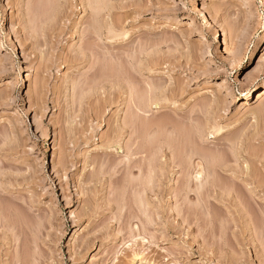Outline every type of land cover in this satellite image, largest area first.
Wrapping results in <instances>:
<instances>
[{
	"label": "rangeland",
	"instance_id": "rangeland-1",
	"mask_svg": "<svg viewBox=\"0 0 264 264\" xmlns=\"http://www.w3.org/2000/svg\"><path fill=\"white\" fill-rule=\"evenodd\" d=\"M33 1L0 0V264H21L15 259L22 239L28 264H264V98L257 100L264 46L256 50L264 38V0H109L111 21L129 32L114 51L139 86L135 100L152 81L165 86L168 106L153 104L148 114L149 123L164 119L167 126L148 124L150 132L140 118L136 127L112 131L130 103L124 82L118 81L121 93L106 90L104 100L80 104L97 78L92 54L108 50L105 41L82 33L91 10L80 0ZM52 1L59 2L53 17ZM82 45L93 48L86 62ZM176 118L192 136L197 122L206 124L202 152L211 162L223 160L225 169L213 174L219 186L196 191L195 172L188 171L200 159L186 166L192 136L171 132ZM110 137L118 149L104 148ZM62 154L72 159L64 155L67 169L59 166ZM100 167L106 177L92 181ZM13 207L26 216L25 238L17 213L7 212Z\"/></svg>",
	"mask_w": 264,
	"mask_h": 264
},
{
	"label": "bare ground",
	"instance_id": "bare-ground-1",
	"mask_svg": "<svg viewBox=\"0 0 264 264\" xmlns=\"http://www.w3.org/2000/svg\"><path fill=\"white\" fill-rule=\"evenodd\" d=\"M53 1H55V0H53ZM53 1L52 2H50V3H53ZM59 2L61 1V0H58ZM70 1V0H69ZM80 1H82V3H83V5H84V9L87 11V10H91L90 12V14H91V20L89 21V27L85 30V31H83L82 33H83V35H84V37H86V35H88L89 36V38L91 37H94V41H98V42H101V41H105L104 42V44L106 45V46H108L107 48H108V50L107 51H105L103 54L100 52H98V53H96L95 52V54L93 55L92 54V56H95L96 54L98 55V58L100 57H102V59H96V60H99V62H97L96 60H95V58L97 57V55L94 57V61L92 60L91 62H93V63H91L92 64V66H91V69H92V71H94L93 72V75H91V76H94V78L95 77H97V78H95L94 79V84L96 85H94V86H90L89 88V92L88 91H86V90H83V92L85 91V93H83L82 92V90H81V92H82V94H83V98H82V100H81V102H80V104L82 105V104H84L83 102L85 101L86 102V99H87V104H91V101L96 97V98H98V96H99V98H102L103 97V95H102V93L104 94V92L106 91V90H108L107 92H111V94L113 95V93L115 92V90L117 91V90H119L118 92H122L123 91V86H122V88H120V87H118V86H120V83L118 82V81H121V84L123 85V83L122 82H124L125 84H126V91H129V96H130V103H129V105L127 104V106H128V110H127V112H126V114H125V117H124V119H123V121L122 122H120V124H119V122H118V124H117V126H116V124H115V130H114V128L112 129V131H117V130H120L121 132H123L125 129H126V127H128L129 125H134V123L133 122H136V124L138 123V121H139V118H140V120L141 121H139L140 123H142L143 125H141L140 127L142 128V126L144 127V128H146L147 127V125L148 124H150V125H148V126H153V125H155V124H157L159 127H160V124H164L165 125V123L166 122H168V121H165L164 119H163V121L162 120H158V122H155L153 119V123H149V121L151 120V117H150V115L148 114V113H150V111L152 110V106H153V104H159V106H161V108H165V107H167L168 106V102H166V101H169V100H167V98H165L164 96V94H163V92H164V88H165V86L163 87L162 86V84L161 85H158L157 83H156V81H152L151 83H147L148 85H145V86H147L145 89L144 88H142V92H138L139 91V88H138V97H139V99L138 98H136V99H138V101H136L135 100V97L137 96V95H135L136 93L134 92L135 91V89L137 88V87H139V86H136V88H135V86H134V82H136V81H132L131 79H130V77H132L131 75L132 74H128L129 72H132V71H127L128 69H126L125 68V64H126V62H125V64H123L124 63V61L121 63V64H123V65H121V64H119L118 65V63L116 62L117 61V58H116V54H115V48H116V46H117V43L119 42V41H126V40H128L127 38L129 37V32H127V31H124V26H123V28H122V30L123 31H120V32H118L119 30H117L116 28V23L114 24L113 23V21H111V17H113V16H111V14H112V12H113V7H115L114 5H112V2L113 1H110L109 2V0H80ZM32 2H34L33 0H32ZM43 2V1H42ZM44 2H45V0H44ZM58 2V3H59ZM67 2H68V0H67ZM66 2V3H67ZM47 3V2H46ZM56 3V2H55ZM55 3H53V5H55L56 7H54L53 9H49V11H51L52 13H50V14H52L51 16L53 17V15H55L56 14V11H57V4H55ZM68 3H71V2H68ZM67 3V4H68ZM34 4H35V2H34ZM40 4V3H39ZM43 4V3H42ZM49 4V3H48ZM81 4V3H80ZM114 4V3H113ZM31 5H33V3L31 4ZM41 5V4H40ZM39 5V6H40ZM52 4H50V7H52L51 6ZM65 5V4H64ZM70 5V4H69ZM68 5V6H69ZM37 5H34L33 6V8L34 7H36ZM49 6V5H48ZM58 6H59V4H58ZM43 7V6H42ZM65 7V6H64ZM66 7H67V5H66ZM70 7V6H69ZM32 8V10H31V12H33V10L35 9V10H37L36 8H34L33 9ZM39 9V8H38ZM67 9V8H66ZM39 11V10H38ZM37 11V12H38ZM41 11H42V9H41ZM48 11V12H49ZM30 12V13H31ZM35 12L36 11H34V14H35ZM39 13V12H38ZM41 13H44V12H41ZM47 13V12H46ZM61 13V12H60ZM48 14V18H49V13H47ZM114 14V13H113ZM33 15V14H32ZM39 15H43V14H39ZM37 16V15H36ZM51 16H50V18H51ZM34 18H36V17H34ZM47 18V19H48ZM60 19V18H59ZM57 20H58V18H57ZM36 21H37V19H36ZM32 22H33V20H32ZM43 22V21H42ZM115 22V21H114ZM34 23V22H33ZM44 23V22H43ZM36 24V23H35ZM78 24V23H77ZM84 24V23H83ZM79 25V24H78ZM43 25H41V27H42ZM34 27H35V25H34ZM77 27V26H76ZM36 28V27H35ZM34 28V29H35ZM36 31H37V29H36ZM82 35V34H81ZM93 41V40H92ZM88 42V41H87ZM91 42V41H90ZM98 42H96L97 44H98ZM264 38H263V41L262 42H259L258 43V45H257V49L256 50H261L262 49V47L264 46ZM86 44V43H85ZM99 45V44H98ZM85 45H82V47H81V52H80V54H82V56H80L83 60H84V62H86L87 61V50L88 49H90V50H92L93 48L92 47H88L87 49H86V46L84 47ZM90 46V45H89ZM92 46L94 47V45H93V43H92ZM97 46V45H96ZM93 52V51H92ZM94 53V52H93ZM79 57V56H78ZM80 58V59H81ZM79 59V58H78ZM81 61V60H80ZM122 61V60H121ZM90 62V61H89ZM119 63H120V61H118ZM130 62V61H129ZM138 62H140V63H137V64H141L142 62L141 61H138ZM83 62H81L80 64H82ZM131 64L133 65V62H131ZM84 65V64H83ZM131 65V66H132ZM80 66V65H79ZM90 67V66H89ZM133 67V66H132ZM131 67V68H132ZM136 67V66H135ZM138 67V72L140 73V74H142L143 73V68H141L140 66H137ZM136 67V68H137ZM140 67V68H139ZM129 68V67H128ZM145 68H146V66H145ZM130 69V68H129ZM133 69V68H132ZM148 69V68H147ZM153 69H154V67H153ZM155 70V69H154ZM153 70V71H154ZM89 71H90V69L88 68V73H89ZM146 71V70H145ZM86 72V73H87ZM92 73V72H91ZM128 75H129V77H128ZM134 75V74H133ZM92 78V77H91ZM129 78V79H128ZM133 78V77H132ZM134 78H136V76L134 77ZM88 79V78H87ZM90 80V79H89ZM88 80V81H89ZM96 80H98L97 81V83H95V81ZM76 81V80H75ZM73 82V83H75L76 84V82ZM88 81H86V83H89ZM92 81H93V79H92ZM67 82V81H66ZM91 82V81H90ZM79 83V82H78ZM85 83V84H86ZM139 83V82H138ZM223 83H227V80H224V82ZM71 84V83H70ZM75 84H73V86L75 85ZM91 84H92V82H91ZM90 84V85H91ZM88 85V84H87ZM86 85V86H87ZM109 85V88L108 89H106L107 88V86ZM77 86V85H76ZM79 86L81 87V84H79ZM78 86V87H79ZM85 86V85H84ZM83 86V87H84ZM75 87V86H74ZM118 87V88H117ZM65 89V88H64ZM72 89H74V88H72ZM82 89V88H81ZM87 89V88H86ZM77 90H80V89H77ZM120 90H122V91H120ZM75 91V90H74ZM78 92V91H77ZM66 93V92H65ZM76 92H74V94H75ZM79 93H80V91H79ZM124 93V92H123ZM160 94H163V95H160ZM75 95H77V94H75ZM80 95V97H81V94H79ZM100 95L102 96V97H100ZM110 95V94H109ZM108 95V96H109ZM122 95V94H121ZM249 95H251V94H249ZM114 96V95H113ZM77 97V96H76ZM111 97V96H110ZM86 98V99H85ZM263 98H264V91L262 92V93H260L259 95H258V97H257V100L258 99H262L263 100ZM81 99V98H80ZM85 99V100H84ZM103 100L105 99L104 97L102 98ZM114 99V100H113ZM116 98H111V101L113 100V101H116L115 100ZM128 99V98H127ZM78 100H79V98H78ZM96 100V99H95ZM107 100V99H106ZM105 100V101H106ZM97 101V100H96ZM96 101H95V103H96ZM100 101V103H101V101L102 100H99ZM111 101H106L107 102V104L108 105H110V107H111V104H112V102ZM118 101V100H117ZM93 102V101H92ZM109 102H111V103H109ZM119 102V101H118ZM127 102H128V100H127ZM95 103H94V105H95ZM98 103V102H97ZM96 103V104H97ZM115 103V102H114ZM117 103V102H116ZM103 104V103H102ZM105 104V103H104ZM245 105H249L250 104V102H249V99H246V102L244 103ZM92 105H93V103H92ZM91 105V106H92ZM96 106V105H95ZM95 106H93V107H95ZM98 106V108H99V105H97ZM97 106H96V108H97ZM105 106V105H104ZM202 106V105H201ZM101 107V106H100ZM203 107V106H202ZM92 108V107H91ZM98 108H97V110L95 109H93V111H97V112H99L100 114H101V110H100V108H99V110H98ZM199 108V107H198ZM201 108V107H200ZM104 109H106L105 107H104ZM200 111H202L203 113H204V111H203V109L201 108V109H199ZM90 111V110H89ZM92 111V112H93ZM102 111H104V110H102ZM91 113V112H90ZM94 113L95 112H93V115H94ZM99 113H96V115H97V117H98V119H99V116H98V114ZM205 114V113H204ZM102 115H103V112H102ZM163 116V115H162ZM90 117V116H89ZM100 117H102L101 115H100ZM150 117V118H149ZM155 117V116H154ZM153 117V118H154ZM157 117V116H156ZM165 118H169V117H165ZM95 119L97 120V118L95 117ZM155 119V118H154ZM157 119V118H156ZM159 119V118H158ZM162 119V118H161ZM172 119V118H171ZM174 119V118H173ZM177 119V118H176ZM100 120H101V118H100ZM99 120V121H100ZM116 121V120H115ZM165 121V122H164ZM204 122V121H203ZM203 122H201V121H199V122H197V125H196V130H195V133L193 132L194 131V128H193V131L192 130H190L192 133H194L195 134V138H193L194 137V134H193V136H192V134L189 132V131H187L186 129V134H185V130L183 131V129L182 128H184V127H182L183 125H181V127L179 126V128H178V123H179V121H178V119H177V122H174V123H177V125L176 124H172L170 121H169V123L172 125L171 127H173V129H172V131L171 132H173L174 134H176V135H178V133L177 132H179V136H181L180 135V130L182 129V131L184 132V134L186 135V136H188L189 138H187L188 140L189 139H191V137L190 136H192V141H191V143H190V141H188V143H187V145L189 144V146H190V148H188V149H190V151H189V155H188V157H186V159H185V162H186V166H190L191 167V165L192 164H195L196 163V161L194 160V156L195 155H197V157L200 159L199 160V162H197V164L192 168H190L189 169V174L188 175H190L191 177H192V171H194L195 172V179H197L196 181H195V183H194V180L193 179H191L187 184H186V188H192V185H191V183L193 182L194 183V185H195V187H196V191H201L205 186H206V184H209V183H211L213 186H219V184L218 183H216L217 181L216 180H214V173L215 172H217V167L218 166H220L221 168L220 169H225V168H223L224 167V164H222V163H220L221 161L223 162V160L221 159V161H220V159H219V161L217 160V162H216V160L215 161H213V162H211V160H210V158L212 159V157H210L209 158V156L206 154V152L205 153H203L202 152V150L203 149H205V147H203V144H202V142L203 141H205V140H207L209 137H208V132H207V126H206V124L205 125H203L202 123ZM71 123H72V121H71ZM117 123V122H116ZM140 123H139V125H140ZM169 123H167V124H169ZM182 123V122H181ZM170 124H169V127H170ZM131 125V126H132ZM146 125V126H145ZM65 126V125H64ZM135 126V125H134ZM165 126H167V125H165ZM185 126V125H184ZM67 127V126H66ZM72 126H70V128H71ZM130 127V126H129ZM136 127V126H135ZM139 127V126H138ZM153 127H155V126H153ZM158 127V128H159ZM161 127H162V125H161ZM164 127V126H163ZM65 128V127H64ZM69 128V127H68ZM69 128V129H70ZM75 128V127H74ZM73 127L71 128V129H73V130H76L77 131V128H75L74 129ZM140 128V129H141ZM148 128V127H147ZM151 128V127H150ZM177 128L179 129V131L177 130ZM185 128H187V126L185 127ZM189 128V127H188ZM63 129V128H62ZM71 129L70 130H68V132L67 133H72L71 132ZM153 129V128H152ZM151 129V130H152ZM207 129V130H206ZM65 129H63V131H64ZM72 130V131H73ZM147 130V129H146ZM149 128H148V130L147 131H151ZM189 130V129H188ZM143 132H142V134L141 135H146V134H144V129L142 130ZM65 133H66V131H64ZM146 132V131H145ZM148 132V133H149ZM188 132H189V134H188ZM74 133V132H73ZM114 133V132H113ZM147 133V132H146ZM172 133V134H173ZM117 134H119V136H116L115 134V136L113 135V137H116V139L118 140V137H122L121 135H120V133H117ZM182 134V133H181ZM184 134H182V135H184ZM191 134V135H190ZM66 135L67 134H65V139L63 140V141H61L62 142V144H63V142L65 141H67L66 143H68V141H69V138H68V140L66 139L67 137H66ZM70 135V134H69ZM71 135H73V134H71ZM74 135H76V132L74 133ZM174 136V135H173ZM69 137V136H68ZM74 136H72V138H73ZM77 137V136H76ZM89 138H88V140L87 141H89V139L91 140V142H92V136H88ZM112 137V136H111ZM110 137V140H108V141H106L107 143H104L105 144V146H104V148L106 147V149H109L110 150V148H116V149H118L121 145L120 144H118V142H117V140L116 139H114V138H111ZM178 137V136H177ZM182 137V136H181ZM63 138V137H62ZM186 138V137H185ZM174 139V138H173ZM173 139H171V142H173L172 140ZM181 140H183V139H181ZM185 140V139H184ZM76 141V140H75ZM86 141V142H87ZM179 141H180V139H179ZM70 142H72V140L70 141ZM121 142V141H120ZM175 142H177V141H175ZM181 142V141H180ZM187 142V141H186ZM89 143V142H88ZM167 143H169L170 144V141H168ZM179 143V142H178ZM181 143H183V142H181ZM180 143V144H181ZM185 143V142H184ZM76 146L78 145L77 143H74ZM171 144H173V143H171ZM64 145V144H63ZM151 145H154L153 143L151 144ZM159 145H161V144H159ZM164 145V144H163ZM176 145H179V144H175V146ZM205 145V144H204ZM128 146V145H127ZM162 146V145H161ZM169 146V149H170V147L172 146V145H168ZM174 146V147H175ZM182 146V145H181ZM61 147H62V145H61ZM64 147V146H63ZM66 147V146H65ZM150 148H151V146H149ZM165 147V146H164ZM167 147V146H166ZM188 147V146H187ZM186 147V148H187ZM66 148H68V147H66ZM103 148V147H102ZM138 148H141V147H138ZM148 148V147H147ZM153 148H155V147H153ZM172 148H173V146H172ZM171 148V149H172ZM184 148H185V146H184ZM184 148H179L178 147V149L181 151L182 149H184ZM128 149V148H127ZM144 149V148H143ZM142 149V150H143ZM157 149H158V147H157ZM63 150H66V149H63ZM105 150V149H104ZM128 150H130V149H128ZM142 150H140V153L141 152H143ZM145 151H146V149H144ZM149 150V149H148ZM160 150V149H159ZM159 150H158V152H159ZM162 150H164V148H162ZM178 150V151H179ZM186 150V149H185ZM131 151V150H130ZM155 151H157V150H155ZM161 151V150H160ZM176 151V150H175ZM65 152V151H64ZM129 152V151H128ZM138 152V151H137ZM147 152V151H146ZM151 152V151H150ZM61 153H62V149H61ZM139 153V152H138ZM148 153V152H147ZM67 154H69V153H67ZM66 154V155H67ZM131 154V153H130ZM151 154V153H150ZM158 154V153H157ZM162 154V153H161ZM174 154V153H173ZM178 154H179V152H178ZM61 155V154H60ZM63 156L61 157V158H59V161H58V163H60V165L59 166H62L64 169H67V167L65 166L66 165V163H68V162H66V161H68L67 159L65 160V158H64V155L65 154H62ZM65 155V156H66ZM152 155H154V152L152 153ZM156 155V154H155ZM159 155V154H158ZM177 155V154H176ZM181 155V154H180ZM67 157H68V159H69V155H67ZM80 157V156H79ZM153 157V156H152ZM157 157H159V156H156V158ZM179 157V156H178ZM88 158H89V156H88ZM91 158V157H90ZM96 158H97V156H96ZM99 158V157H98ZM156 158H155V161H159V159L160 158H157V160H156ZM218 158V157H217ZM216 158V159H217ZM70 161L72 160L71 158L69 159ZM152 160H153V158H152ZM214 160V159H213ZM69 161V162H70ZM87 161V163L85 162V164H89L90 162H89V160H86ZM208 161L209 162H211V165L210 166H212V169H210L209 167H208ZM75 162V161H74ZM78 162H79V160H78ZM150 162H154V160L153 161H150ZM157 162H155V163H157ZM184 162V163H185ZM95 163V162H94ZM97 163V162H96ZM95 163V164H96ZM73 164V163H72ZM75 164V163H74ZM91 164V163H90ZM119 164H120V162H119ZM181 164V163H180ZM210 164V163H209ZM69 166H70V164H68ZM128 165V164H127ZM150 165H151V167H153V165H152V163H150ZM185 165H183V166H185ZM74 167H75V165H73ZM96 166V165H95ZM101 166H103V169L104 170H106L105 168H104V165H101ZM156 166H157V164H156ZM155 166V167H156ZM159 166V165H158ZM71 167V166H70ZM79 167V166H78ZM117 167V165L115 166V169H117L116 168ZM128 167H129V165H128ZM154 167V168H155ZM63 168L61 169V170H63ZM94 168H96V167H94ZM130 168V167H129ZM153 168V169H154ZM79 169V168H78ZM77 170V169H76ZM152 170V169H151ZM65 171V170H64ZM67 172V171H66ZM129 173L130 172H132V170L130 169L129 171H128ZM127 172V173H128ZM92 173H94L93 175H92V178H91V180L93 181V180H95L94 178L96 177V179L97 180H102L104 177H106V174L108 173V171H103L102 170V168L100 167L99 168V170L97 169V171H96V169L94 170V172H92ZM212 176L211 177V179L210 180H205L204 181V177L207 175V178L209 179V176L210 175ZM205 175V176H204ZM216 175V174H215ZM91 177V176H90ZM68 181H69V179H68ZM216 181V182H215ZM225 189H226V185H225V187H224ZM223 188V189H224ZM77 200H78V197H77ZM69 201H71V200H69ZM68 201V202H69ZM73 201V200H72ZM92 204V203H91ZM4 207V206H3ZM15 207H13L12 208V211H11V209H9V211H7V212H15V211H13V210H15L14 209ZM94 208V207H93ZM3 210L4 208H2V206H0V210ZM87 209H92V207H90L89 206V208L87 207ZM86 209V212L88 211ZM6 211V210H5ZM16 211H18L17 209H16ZM19 212V211H18ZM86 212H84V214H86ZM89 212V211H88ZM17 212H15L14 214H16ZM20 213H21V211H20ZM17 213L16 215H17V217H16V219L18 218L19 220H20V225L18 226V228H19V230H20V235H22V236H24V238H25V235H26V233H28L29 232V229H28V227H27V221H26V216H21V214H23V213ZM90 213V212H89ZM88 213V214H89ZM9 214V213H8ZM8 214H5L7 217H8ZM14 214H12L13 216H14ZM18 214H20V215H18ZM9 215H11V213L9 214ZM92 214H90V216H91ZM20 218H19V217ZM17 219V220H18ZM28 219V218H27ZM4 219L2 218V211L0 212V221H3ZM50 220V222H51V219H49ZM17 223V222H16ZM28 226H29V224H28ZM31 229V228H30ZM32 230V229H31ZM33 231V230H32ZM32 231H30V232H32ZM27 237V236H26ZM24 240L25 241H27V239H22V242H23V247H22V251L20 252V254H19V252H17L18 253V255L16 254V256L18 257V258H16L15 260H17V262H19V263H21V264H28V262L27 261H29L28 259H31V258H29V255H27V253H26V255H25V251L27 250L26 249V246H25V242H24ZM36 240V239H35ZM26 244H27V242H26ZM26 249V250H25ZM27 252V251H26ZM29 254V253H28ZM25 255V256H24ZM34 255H36L35 253H34ZM34 257V256H33Z\"/></svg>",
	"mask_w": 264,
	"mask_h": 264
}]
</instances>
